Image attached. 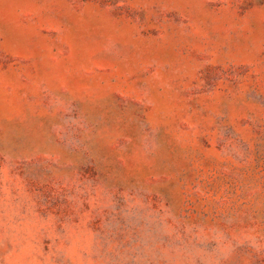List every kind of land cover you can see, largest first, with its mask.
I'll use <instances>...</instances> for the list:
<instances>
[{
    "label": "rangeland",
    "instance_id": "1",
    "mask_svg": "<svg viewBox=\"0 0 264 264\" xmlns=\"http://www.w3.org/2000/svg\"><path fill=\"white\" fill-rule=\"evenodd\" d=\"M0 264H264V0H0Z\"/></svg>",
    "mask_w": 264,
    "mask_h": 264
}]
</instances>
